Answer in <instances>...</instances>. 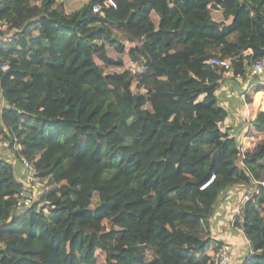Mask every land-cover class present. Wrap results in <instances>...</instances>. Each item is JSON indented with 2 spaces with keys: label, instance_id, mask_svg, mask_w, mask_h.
<instances>
[{
  "label": "trees",
  "instance_id": "16d2710c",
  "mask_svg": "<svg viewBox=\"0 0 264 264\" xmlns=\"http://www.w3.org/2000/svg\"><path fill=\"white\" fill-rule=\"evenodd\" d=\"M61 1L0 0V264H98L99 253L212 264L223 242L211 219L238 182L248 244L237 264H264V111L245 149L246 117L220 104L226 71L210 63L252 76L264 0H86L72 12ZM261 77L243 91L248 108L264 99ZM2 149L29 162L35 196Z\"/></svg>",
  "mask_w": 264,
  "mask_h": 264
},
{
  "label": "crops",
  "instance_id": "0c3cea01",
  "mask_svg": "<svg viewBox=\"0 0 264 264\" xmlns=\"http://www.w3.org/2000/svg\"><path fill=\"white\" fill-rule=\"evenodd\" d=\"M229 75V74H228ZM225 86V85H224ZM222 86V88L224 87ZM228 86V89L225 90V92L223 91V93L219 92V96L221 98V101L224 103L225 106H227L228 108H231L230 110V114L233 116H236V114L234 113V110H236L238 108V104L241 103L243 105V114L242 116L246 117L245 120V132L243 134V136L241 137L240 142L245 146V149L249 147V142H248V130L250 127V122L254 119L255 114L258 110H263L264 111V99H262V101L258 104V106L255 108V94L252 97V104L251 107L248 108V106H246L244 104V99H243V91H248L249 89H251V86L248 82L247 86H246V90H241L240 88H238L239 90L234 89L235 87L226 85V87ZM222 90V89H221ZM232 90H234L236 99L235 100H230V102L227 101V98L229 97V99L231 98V92ZM258 93V92H257ZM233 99V98H232ZM227 124H231L233 123V120L228 119ZM241 160L243 159V154H242V158H240ZM242 164V163H241ZM238 166L239 162H238ZM249 195L246 196V198ZM229 197H231V200H229ZM245 199L243 197V194H229L227 196H225L224 198H220L217 201V205H216V211L211 219V228H212V234L213 236L218 239L221 240L223 243H229L230 246H233L235 243V227L234 224L235 222L234 220V216L235 214L238 216V219L243 220V222L245 221V213L243 215H241V211L245 210ZM258 208L263 209V206L261 205H257ZM243 208V209H241ZM245 223V222H244ZM246 226V224H245ZM244 227V226H243ZM230 234V235H228Z\"/></svg>",
  "mask_w": 264,
  "mask_h": 264
},
{
  "label": "rangeland",
  "instance_id": "374dc122",
  "mask_svg": "<svg viewBox=\"0 0 264 264\" xmlns=\"http://www.w3.org/2000/svg\"><path fill=\"white\" fill-rule=\"evenodd\" d=\"M61 2L63 4V7H64L66 12H72V11L77 10L78 8H80L86 2V0H62ZM167 29L171 30L172 32H176L177 31V25L175 23H170L167 26ZM124 58H125V66H126V68L134 70L135 69L134 66L130 63V61L128 60V58L125 55H124ZM119 71H121V70H119ZM252 80H253L252 76H248L245 79L239 78L238 80H234V79L231 78L230 75L226 74V78H225L224 82L221 83V87H220L219 91H220V93H223V91L225 92V90L228 89V86L226 87V85L235 87L234 89H236V90H239L238 88H240V89L242 88L241 90H246L245 88H246L248 82H250ZM263 82H264V76L261 77V82L258 81L255 85H259V84H261ZM222 86H224V87L222 88ZM259 86H261V85H259ZM217 94L219 96V92ZM235 99H236V96H235L234 90H232L231 98L229 99V97H228L227 101L230 102V100H235ZM220 104L222 106H225L222 101H220ZM234 113L238 114L239 116H242V114H243V105L241 103L238 104V108L236 110H234ZM240 144H241V142H240ZM244 150L241 151L242 154H243ZM1 152L3 154H5V155L11 157V161L16 167L15 175H16L17 179L20 182H22L24 185H26V187L33 188V193L32 194H33V196H35V194H37L40 186L31 185L30 184L31 182L29 181V178L30 177L33 178V173L29 172L30 169H28L24 165L19 164L17 162V160L15 158H13L12 152H8V151L3 150V149L1 150ZM242 154H241L240 158H242ZM240 158H239V165H240V168H241V159ZM244 187L245 186L243 185L242 182H238V184H237V194H243L242 192H243V188ZM104 195H102V196H104ZM100 198H98L97 195H94V197H93V206L98 202V200H100ZM241 209H243V208H241ZM239 219H237V221L234 224V227H235L234 230H235L236 234H235V239H233V240H235V243H233L234 245L231 246L232 247V253H233L231 264H237L240 260H242V258L247 253L246 251H247V244L248 243L245 241V236H244V231H243L244 228H245V223H244L245 221L243 222V220H241V222H240ZM132 232H133L134 236H137L138 235V226L135 225L133 227V229H132ZM228 235H230V234H228ZM53 259H55V256H53L50 253H46L43 256V260H53ZM103 263H104V255L99 253V262H98V264H103Z\"/></svg>",
  "mask_w": 264,
  "mask_h": 264
},
{
  "label": "built area",
  "instance_id": "2783aa9c",
  "mask_svg": "<svg viewBox=\"0 0 264 264\" xmlns=\"http://www.w3.org/2000/svg\"><path fill=\"white\" fill-rule=\"evenodd\" d=\"M106 5H110V6L115 7V3L113 0H108L106 2ZM92 10H93V12H99L101 10V6L95 5V6H93ZM210 63L212 65L219 66V67L223 68L226 71V74L229 72V70L231 68L230 62H228L227 60H220V59L213 58L210 61ZM249 72L252 76H264V58L253 61L250 64ZM259 85H261V86H259ZM259 85H257L260 88L259 91L264 92V82L259 84ZM23 164L25 167L30 169L29 172H32V168H31V166L27 160L24 159ZM32 180H33V178L30 177L29 181H32ZM262 185H264V183H262ZM18 199L19 200H18L17 204L19 206H28L31 203L32 196H25L23 194H20ZM232 255H233L232 247L228 243H223L222 245H220L218 247V249L214 253V256L212 258V264H231Z\"/></svg>",
  "mask_w": 264,
  "mask_h": 264
}]
</instances>
